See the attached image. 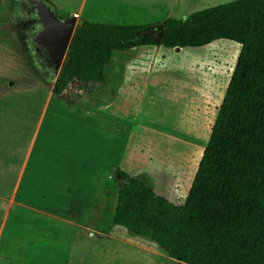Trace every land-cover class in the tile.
Masks as SVG:
<instances>
[{
	"label": "rangeland",
	"instance_id": "obj_1",
	"mask_svg": "<svg viewBox=\"0 0 264 264\" xmlns=\"http://www.w3.org/2000/svg\"><path fill=\"white\" fill-rule=\"evenodd\" d=\"M230 1L44 0L60 19L76 16L123 26H156ZM26 8L17 0L13 18ZM35 23L29 20L27 28ZM17 27L16 20L7 25L13 34ZM159 29L147 33L157 38ZM28 49L30 66L17 50L27 71L24 79L0 75V117L13 118L8 125L16 127L2 157L15 152L9 165L19 168L24 156L18 198L26 204L9 211L0 256L8 247L16 262L20 250L28 249L32 228H38L40 242L33 254L20 255L24 264H162L163 255L152 251L157 257H151L130 247L129 240L96 237L137 238L111 223L124 182L116 170L173 204L184 202L240 45L220 39L198 48L160 45L114 52L103 83L75 79L59 96L51 92L55 78L32 40ZM9 167L0 165V193L5 196L16 181ZM5 204L0 202V223Z\"/></svg>",
	"mask_w": 264,
	"mask_h": 264
},
{
	"label": "trees",
	"instance_id": "obj_2",
	"mask_svg": "<svg viewBox=\"0 0 264 264\" xmlns=\"http://www.w3.org/2000/svg\"><path fill=\"white\" fill-rule=\"evenodd\" d=\"M16 7L17 0L0 1V75L24 79L17 50L30 66L28 43L40 23L28 8L13 18ZM14 20L13 34L7 25ZM155 27L157 38L147 33ZM220 39L239 44L240 51L184 202L173 204L116 170L124 182L111 223L184 264H264V0H234L156 26L84 21L51 92L61 95L75 79L102 82L114 52L198 48Z\"/></svg>",
	"mask_w": 264,
	"mask_h": 264
},
{
	"label": "crops",
	"instance_id": "obj_3",
	"mask_svg": "<svg viewBox=\"0 0 264 264\" xmlns=\"http://www.w3.org/2000/svg\"><path fill=\"white\" fill-rule=\"evenodd\" d=\"M187 17V16H186ZM185 17V18H186ZM105 80V78H104ZM103 80V81H104ZM103 81L101 83H103ZM13 119V118H11ZM11 119H7V117L3 118V117H0V153H1V157H0V165H4V166H10L9 167V172L10 173H13L16 175V181L13 185V187L11 188V191H10V195L9 193L7 194V196L3 195L2 193H0V202H6L5 206H6V210H5V213H4V217H3V220L1 221L0 223V236H1V233L3 231V228H4V225H5V222L7 220V217L9 215V211L12 209L13 206H16V207H20V208H24L26 207L25 205V201L24 199H21V198H18V193L20 192L19 189H20V182L22 180V177H23V173H24V167H25V161H24V156L21 157V161H20V166L19 168H16V165L14 164H11L9 165L10 163H13V156H14V153L15 152H12L11 155H7L6 157V160H3V157H2V152H4L3 149H5L7 147L6 143V138H12L14 137L13 134H16V130H14L15 127V124H11V125H8L9 123L12 122ZM6 129V134L7 136L5 138H3L4 135L2 134H5V131ZM18 132V131H17ZM5 134V135H6ZM5 161V162H4ZM19 169V170H18ZM9 173V174H10ZM190 187V186H189ZM39 212V211H38ZM40 213V212H39ZM33 230L30 232V236H28L29 238H31L30 241H28V249L27 250H20V254L18 255V260L15 262L14 260H12L11 256L8 254V247H4L2 248L1 250V253H3L1 256H0V264H24L21 260H20V255L22 253H31L33 254V251H34V248L35 246L37 247V245L39 244L40 240V235H39V231L38 228L35 229V228H32ZM76 232L72 233L71 235L75 234ZM97 239L99 240H104V239H108V238H112V239H115L116 241H121V242H126L127 240H129L130 242H132V245L130 247L134 248V249H138V250H143L147 253H149V255H152L154 254V257H157V255L155 253H153L152 251H155L161 255H163L164 257H166L167 259H169L156 245L153 246L152 244H150L149 242H146V241H143L141 240L142 238H131L130 236H126V237H120V238H113L112 235H109L106 234V233H99L97 234ZM123 238V239H122ZM128 243V242H127ZM10 244H13V239L11 241ZM22 248V246L20 247ZM162 256V257H163ZM83 258H85V256H82ZM81 257V258H82ZM161 258L163 260H159V262H162V264H168L167 262V259L166 258ZM170 264H184V263H181V262H177L175 260H171ZM108 264H112L111 261H108Z\"/></svg>",
	"mask_w": 264,
	"mask_h": 264
},
{
	"label": "water",
	"instance_id": "obj_4",
	"mask_svg": "<svg viewBox=\"0 0 264 264\" xmlns=\"http://www.w3.org/2000/svg\"><path fill=\"white\" fill-rule=\"evenodd\" d=\"M29 2L34 5L41 24V30L35 35L34 42L45 49L47 66L56 78L66 57L74 31L84 21L77 20L76 16L58 18L44 0H29Z\"/></svg>",
	"mask_w": 264,
	"mask_h": 264
},
{
	"label": "flooded vegetation",
	"instance_id": "obj_5",
	"mask_svg": "<svg viewBox=\"0 0 264 264\" xmlns=\"http://www.w3.org/2000/svg\"><path fill=\"white\" fill-rule=\"evenodd\" d=\"M24 3H26V5H27V8H28V13L29 12H33V13H35V15H36V17H37V22L39 21V18H38V16H37V13H36V10H35V8H34V5L33 4H31L30 2H29V0H22ZM36 20V19H35ZM40 23V22H39ZM41 30V24H40V28H39V30L37 31V32H33L32 34H31V40L33 41V43L35 44V49H36V51L38 52V53H40V55L44 58V60H45V62H46V64H47V55H46V51H45V49L44 48H42L41 46H39V45H37L35 42H34V37H35V35L39 32ZM48 67V66H47ZM49 71L51 72V77H53V74H52V70L49 68Z\"/></svg>",
	"mask_w": 264,
	"mask_h": 264
}]
</instances>
